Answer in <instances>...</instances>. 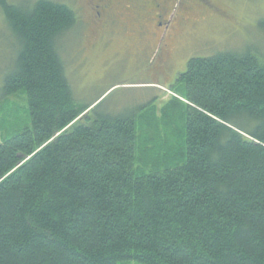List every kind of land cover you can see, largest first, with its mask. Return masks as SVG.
<instances>
[{"label": "trees", "instance_id": "obj_1", "mask_svg": "<svg viewBox=\"0 0 264 264\" xmlns=\"http://www.w3.org/2000/svg\"><path fill=\"white\" fill-rule=\"evenodd\" d=\"M0 9L17 45L0 101L27 105L10 130L0 106V264H264V18L262 48L187 61L162 137L153 113L137 128L76 100L58 49L72 9Z\"/></svg>", "mask_w": 264, "mask_h": 264}, {"label": "rangeland", "instance_id": "obj_2", "mask_svg": "<svg viewBox=\"0 0 264 264\" xmlns=\"http://www.w3.org/2000/svg\"><path fill=\"white\" fill-rule=\"evenodd\" d=\"M6 1L26 7L36 0ZM51 1L65 4L78 19L73 30L58 41L76 100L81 105H92L90 109L95 107L96 114L136 113L137 128L145 112L153 113L162 137L165 126L159 109L174 95L171 84L185 71L190 58L216 51L262 48L258 24L264 18V0H167L159 11L161 19L156 17L158 10L142 0H131L132 12L123 11V0H119L110 11L115 23L105 26L96 21L89 0ZM158 23H162L160 27ZM137 27L139 33L135 32ZM16 50V41L0 9V87L3 75L13 67ZM1 105L7 110L9 130L26 119L27 105L22 94L0 101ZM1 114L0 111V119ZM174 119L180 127L179 114ZM9 130L0 125L2 137ZM169 146L177 148L176 141H170ZM163 150L164 147L160 150L161 161L166 152ZM139 156L137 150L136 157ZM135 165L142 163L136 161ZM163 168L162 164L160 169ZM143 173H149V169Z\"/></svg>", "mask_w": 264, "mask_h": 264}, {"label": "flooded vegetation", "instance_id": "obj_3", "mask_svg": "<svg viewBox=\"0 0 264 264\" xmlns=\"http://www.w3.org/2000/svg\"><path fill=\"white\" fill-rule=\"evenodd\" d=\"M116 1L119 0H89V5L92 7V9L95 12V19L97 22H100L99 24H102V26H105V24H112L115 20V17L110 16V11L114 10L117 6ZM150 7H153L154 9L158 10L157 18L161 19L162 14L159 12L161 6H163L167 0H142ZM121 8L123 11H131L134 7V2L131 0H123L122 3H120ZM139 23V22H138ZM140 24V23H139ZM162 23H158L157 26L160 27ZM140 27L143 26L142 24L139 25ZM131 30L134 32V29L131 28ZM136 33H139V28L137 27ZM154 34V33H153ZM164 69V66H163Z\"/></svg>", "mask_w": 264, "mask_h": 264}]
</instances>
